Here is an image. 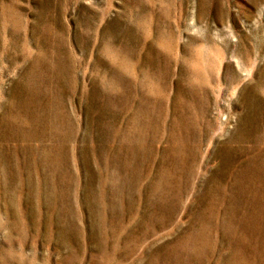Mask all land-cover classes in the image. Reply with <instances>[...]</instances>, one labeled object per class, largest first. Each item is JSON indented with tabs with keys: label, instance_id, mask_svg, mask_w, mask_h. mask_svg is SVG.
<instances>
[{
	"label": "rangeland",
	"instance_id": "obj_1",
	"mask_svg": "<svg viewBox=\"0 0 264 264\" xmlns=\"http://www.w3.org/2000/svg\"><path fill=\"white\" fill-rule=\"evenodd\" d=\"M0 264H264V0H0Z\"/></svg>",
	"mask_w": 264,
	"mask_h": 264
}]
</instances>
